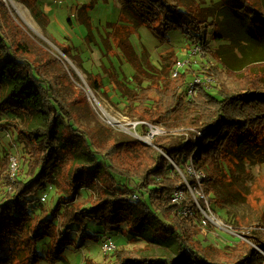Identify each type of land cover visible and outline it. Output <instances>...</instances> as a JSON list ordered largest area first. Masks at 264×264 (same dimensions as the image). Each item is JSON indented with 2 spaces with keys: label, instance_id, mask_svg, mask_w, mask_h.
<instances>
[{
  "label": "trees",
  "instance_id": "obj_1",
  "mask_svg": "<svg viewBox=\"0 0 264 264\" xmlns=\"http://www.w3.org/2000/svg\"><path fill=\"white\" fill-rule=\"evenodd\" d=\"M15 1L27 3L35 21L46 31V15L36 0ZM123 1L120 18L130 16L162 42H169L170 33L177 31L186 42L202 44L211 52L213 41L235 40L224 30L233 26L264 43V0H219V13L203 7L201 0ZM89 8L85 5L78 10L81 23L87 26L89 18H84L82 11ZM12 13L0 0V120L14 115L28 123L29 129L17 123L3 125L17 134V141L29 152V160L27 169L19 167L0 189V264H70L65 252L75 246L71 235L86 239L97 235L90 233V222L102 224L106 232L126 227L146 242L172 246L179 256L133 258L120 249L113 253L115 261L111 264L264 262V254L257 249L264 252L262 231L251 229L244 233V240L225 249L197 246L199 208L193 199L187 201L184 206L196 213L186 218L172 202L179 185L197 190L198 180L188 173L192 167L206 171L202 188L211 205L222 203L217 185L225 177L224 164L231 156L242 159L246 152L259 149L250 138L264 130V87L258 81L241 83L233 93L214 84V91L202 87L196 98L184 103L187 74L180 72L179 77L164 81L155 79L141 66L125 31L126 38L117 40L119 31L113 30L102 39L105 49L111 57L122 55L135 71L133 88L110 76L127 101V116L154 127L178 122L184 134L179 139L167 132L153 137L152 145L128 135L106 143L81 123L92 112L84 90L74 85L43 43L30 40ZM91 35L89 29L88 42L93 41ZM57 46L87 75L89 87L103 92L102 82L84 69L81 57L63 45ZM9 160L8 153L0 152L1 172ZM178 168L185 173V180ZM88 186L95 193L86 207L77 203L76 197ZM52 188L57 199L51 209L46 196ZM198 202L206 209L203 199L198 198Z\"/></svg>",
  "mask_w": 264,
  "mask_h": 264
},
{
  "label": "rangeland",
  "instance_id": "obj_2",
  "mask_svg": "<svg viewBox=\"0 0 264 264\" xmlns=\"http://www.w3.org/2000/svg\"><path fill=\"white\" fill-rule=\"evenodd\" d=\"M201 2L203 7L211 8L219 13V0H201ZM36 3L38 9L44 11L43 13L49 18L46 31L35 21L27 3L8 0L5 5L13 12L12 15L18 24L28 32L30 40L38 44L43 43L70 74L74 85L84 90L92 112L82 118L81 123L95 132L103 142H113V139L119 135H128L146 144L140 140L139 136L150 137L154 131L153 128L160 130V133L153 137L171 132L180 139L184 134V129L178 122H168L163 127H154L127 116L125 111L127 101L110 76H116L117 80L133 88L132 77L135 71L122 55L117 54L116 57H111L105 49L102 39H106L108 33L113 30L119 31L115 34L117 40L126 38L123 34L125 31L134 46L141 66L154 75L155 79L164 81L179 77L181 74L175 77L173 71L180 65L181 68L183 67L181 73L187 74L186 83L200 80L201 83L196 85L197 93L190 99L185 97L184 103L198 96L199 90L204 87L202 83L204 81H208L210 84L208 87L212 91L215 90L212 87L214 84L231 93L238 91L239 84L246 83L248 80L255 83L258 81L259 85L264 87V43L259 42L257 37L251 38L248 31L244 33L241 30L236 31L233 26L231 30L225 27V32L232 33L235 40L230 39L224 43L213 41L212 51L209 52L210 50L202 44L194 45V43L186 42L185 36L180 32L172 31L170 40L166 43L159 41L145 25L131 20L130 16L123 14L124 16L120 18L121 12L124 11L123 0H36ZM85 5L90 8L83 10L82 16L89 18V26L81 23L82 17L79 15L80 9ZM89 29L92 31V42L87 40ZM57 44L65 46L72 54L81 57L84 69L102 82L103 92H95L89 87L87 75L61 52ZM109 52L114 54L113 51ZM212 52H214L213 55ZM102 65L105 66L102 67ZM74 75L77 80H74ZM104 111L117 120L119 125L112 124ZM5 122L17 123L22 129H29L26 121L14 115H6L0 120V152L8 153L10 157L7 168L2 172L0 170V189L4 188L3 185L8 177L12 180L19 167L27 169L29 160L28 150H25L17 141V134L3 125ZM250 138L251 143L257 144L259 149H254L253 153L245 151L242 159L231 156L224 164L225 177L217 185L218 196L222 199V203L211 205L209 198H205L206 202L203 200L205 206L208 204L210 208L206 206L205 213L201 211L196 219L197 246L225 249L244 240V233H248L251 229L264 233V130ZM129 161L134 163L131 157ZM177 171L185 180V173L179 168ZM205 172L197 171L192 167L188 168V173L198 180L197 190L190 185L187 186L188 202H191V199L201 198V194L205 195L202 188V175L206 174ZM119 192L115 193L119 194ZM49 193V196H46V205L52 209L57 193L55 188H52ZM94 193L91 186H88L79 192L76 202L87 207ZM203 217L209 218L208 225L202 224ZM101 225L90 222V233L95 235L97 233L96 237L91 239L71 235L75 246L68 247L65 252L70 264H111L115 261L113 253L120 249L125 250L133 258L175 259L179 257L177 250L170 245L146 242L128 232L126 227L115 232H106L105 227ZM74 228L77 227L74 226ZM108 237L114 241L116 250L107 255L103 253L102 245L109 239ZM257 249L264 254L258 247ZM57 264L65 263L61 261Z\"/></svg>",
  "mask_w": 264,
  "mask_h": 264
},
{
  "label": "built area",
  "instance_id": "obj_3",
  "mask_svg": "<svg viewBox=\"0 0 264 264\" xmlns=\"http://www.w3.org/2000/svg\"><path fill=\"white\" fill-rule=\"evenodd\" d=\"M3 3H8V0H1ZM183 68V67H182ZM182 68H181V66L179 65V68L178 69H176L175 71H173V75L175 76V77H177L179 74H180V72L182 71ZM198 83H201L200 82V80H196V81H194L193 83H189L188 82V84H187V87H186V98L187 99H190V98H192L193 97V95H195L196 93H197V91H198V89H196V85L198 84ZM203 83V86L205 87V89H207V90H209V87L208 86H210V84H208V81H204V82H202ZM201 135V134H200ZM15 170V169H14ZM14 176H15V173H14ZM203 176V178L205 177V174H203L202 175ZM203 180V179H202ZM187 186H189V185H187ZM191 190V189H190ZM186 191H187V189H182V188H180V186H178L177 187V190L174 192V195H173V199H172V202L175 204V205H177V206H179L180 207V211H181V215L182 216H184V217H186V218H189V217H195V210H194V208H192V207H189V206H184V204L185 203H187V201H188V199H187V197H186ZM192 191V190H191ZM133 198L134 199H137V196L136 195H134L133 196ZM206 197H205V195H203V194H201V199H203V200H205V202H206V199H205ZM194 202H195V204L198 206V208H199V210H200V212L201 211H203V213H205V210L206 209H204V208H202L201 206H200V204H199V202H198V199H196V200H193ZM207 203H208V201H207ZM207 206V208L209 209L210 207H209V205L207 204L206 205ZM203 209V210H202ZM202 224H204V225H208L209 224V218H205V217H203V221H202ZM116 250V245H115V243H114V241L112 240V239H107V240H105V242H104V244L102 245V251H103V253L104 254H111V253H113L114 251Z\"/></svg>",
  "mask_w": 264,
  "mask_h": 264
},
{
  "label": "bare ground",
  "instance_id": "obj_4",
  "mask_svg": "<svg viewBox=\"0 0 264 264\" xmlns=\"http://www.w3.org/2000/svg\"><path fill=\"white\" fill-rule=\"evenodd\" d=\"M91 95L93 96V93L91 92ZM105 114L109 117V120L112 124H115V125H119V122H117V120L113 119L106 111H104ZM152 130H154L152 133H151V136L150 137H147V138H143V137H140V140H142L143 142H150L152 137L158 133H160V130L159 129H155L153 128Z\"/></svg>",
  "mask_w": 264,
  "mask_h": 264
},
{
  "label": "crops",
  "instance_id": "obj_5",
  "mask_svg": "<svg viewBox=\"0 0 264 264\" xmlns=\"http://www.w3.org/2000/svg\"><path fill=\"white\" fill-rule=\"evenodd\" d=\"M48 10V9H47ZM44 12V11H43ZM45 13V12H44ZM46 15V14H45ZM46 18H47V23H48V21H49V18H48V16L46 15ZM48 28H50V26L48 27Z\"/></svg>",
  "mask_w": 264,
  "mask_h": 264
},
{
  "label": "water",
  "instance_id": "obj_6",
  "mask_svg": "<svg viewBox=\"0 0 264 264\" xmlns=\"http://www.w3.org/2000/svg\"><path fill=\"white\" fill-rule=\"evenodd\" d=\"M86 84V83H85ZM146 144H148V145H152V143L151 142H145Z\"/></svg>",
  "mask_w": 264,
  "mask_h": 264
}]
</instances>
